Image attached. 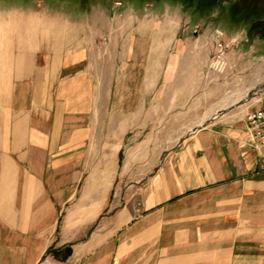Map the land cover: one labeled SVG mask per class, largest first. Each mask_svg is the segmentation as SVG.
<instances>
[{
  "label": "crops",
  "instance_id": "0c3cea01",
  "mask_svg": "<svg viewBox=\"0 0 264 264\" xmlns=\"http://www.w3.org/2000/svg\"><path fill=\"white\" fill-rule=\"evenodd\" d=\"M63 36L41 10L0 17V264H264V162L247 120L264 99L173 148L116 207L124 147L98 139L102 68Z\"/></svg>",
  "mask_w": 264,
  "mask_h": 264
},
{
  "label": "rangeland",
  "instance_id": "374dc122",
  "mask_svg": "<svg viewBox=\"0 0 264 264\" xmlns=\"http://www.w3.org/2000/svg\"><path fill=\"white\" fill-rule=\"evenodd\" d=\"M40 10L102 68L96 138L124 147L116 207L173 148L264 99V0H0V17ZM131 63L137 74L123 71L120 84L118 67ZM132 95L137 103L114 102Z\"/></svg>",
  "mask_w": 264,
  "mask_h": 264
},
{
  "label": "built area",
  "instance_id": "2783aa9c",
  "mask_svg": "<svg viewBox=\"0 0 264 264\" xmlns=\"http://www.w3.org/2000/svg\"><path fill=\"white\" fill-rule=\"evenodd\" d=\"M248 127L264 162V109L251 112L247 116Z\"/></svg>",
  "mask_w": 264,
  "mask_h": 264
}]
</instances>
